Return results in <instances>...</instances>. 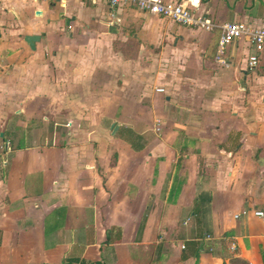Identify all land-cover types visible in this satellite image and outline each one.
Returning <instances> with one entry per match:
<instances>
[{"label": "crops", "instance_id": "0c3cea01", "mask_svg": "<svg viewBox=\"0 0 264 264\" xmlns=\"http://www.w3.org/2000/svg\"><path fill=\"white\" fill-rule=\"evenodd\" d=\"M200 5L264 24V0ZM217 38L103 1L0 0V264H264V49L250 68L240 38L222 66Z\"/></svg>", "mask_w": 264, "mask_h": 264}, {"label": "built area", "instance_id": "2783aa9c", "mask_svg": "<svg viewBox=\"0 0 264 264\" xmlns=\"http://www.w3.org/2000/svg\"><path fill=\"white\" fill-rule=\"evenodd\" d=\"M59 1L64 0H46ZM90 5H96L103 1L110 11H115L119 7H132L140 12L149 15L157 16L161 19L169 20L178 26L189 27L201 32L211 33L218 32L216 42L214 61L222 66H225L224 51L227 45L240 38H245L247 43L253 49V55L248 58V67H253L256 64L257 54L264 49V24L259 26H250L243 22H231L225 24H216L209 18L204 17L200 13V0H183L182 3H175L169 0H82ZM242 211L233 218H238L239 215H245ZM254 217L261 218L263 213L253 211ZM208 240V237L205 236ZM181 249L183 247L181 246ZM234 244H230L228 250L233 252Z\"/></svg>", "mask_w": 264, "mask_h": 264}, {"label": "water", "instance_id": "95a60500", "mask_svg": "<svg viewBox=\"0 0 264 264\" xmlns=\"http://www.w3.org/2000/svg\"><path fill=\"white\" fill-rule=\"evenodd\" d=\"M38 39H39V37L38 36H35V35H31V36H24L23 38H22V40H23V42L28 46V48L30 49V50H33V48H34V43L36 42V41H38ZM114 127V126H113Z\"/></svg>", "mask_w": 264, "mask_h": 264}, {"label": "trees", "instance_id": "16d2710c", "mask_svg": "<svg viewBox=\"0 0 264 264\" xmlns=\"http://www.w3.org/2000/svg\"><path fill=\"white\" fill-rule=\"evenodd\" d=\"M229 264H247L245 261L238 258H231Z\"/></svg>", "mask_w": 264, "mask_h": 264}]
</instances>
